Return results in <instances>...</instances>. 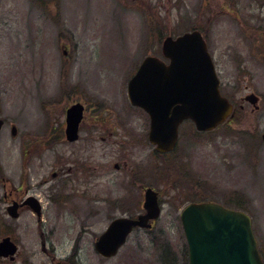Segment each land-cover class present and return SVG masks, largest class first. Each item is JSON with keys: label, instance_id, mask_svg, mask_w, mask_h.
Segmentation results:
<instances>
[{"label": "rangeland", "instance_id": "374dc122", "mask_svg": "<svg viewBox=\"0 0 264 264\" xmlns=\"http://www.w3.org/2000/svg\"><path fill=\"white\" fill-rule=\"evenodd\" d=\"M0 6V240L12 235L21 251L0 264H52L54 253L70 257L75 247L73 264H189L180 213L202 199L242 206L264 252V0ZM194 29L206 37L235 115L206 134L186 121L177 149L160 156L128 82L147 55L162 56L166 36ZM251 93L257 109L243 100ZM76 100L86 113L80 139L69 142L66 108ZM3 176L20 195L38 197L41 222L29 210L8 216ZM148 186L162 203L154 228L134 230L114 257L99 255L97 237L115 217L142 212Z\"/></svg>", "mask_w": 264, "mask_h": 264}, {"label": "water", "instance_id": "95a60500", "mask_svg": "<svg viewBox=\"0 0 264 264\" xmlns=\"http://www.w3.org/2000/svg\"><path fill=\"white\" fill-rule=\"evenodd\" d=\"M164 59L148 55L129 80L128 94L132 104L144 108L151 117L150 141L161 152L170 151L178 141L179 124L186 118L198 130H212L232 112V104L220 91L208 44L199 30L185 32L163 40ZM254 102L255 95L249 96ZM84 105L75 103L67 110L66 137L79 138ZM4 120L0 118V132ZM12 133H17L16 127ZM32 209L41 214L35 198L28 199ZM27 200V201H28ZM145 213L137 217H117L95 243L98 253L115 256L135 227L151 228L161 214L158 192L145 190ZM17 218V205L9 207ZM188 242L189 264H264L258 249L252 219L245 211L232 209L214 201L192 202L181 212ZM18 247L11 237L0 241V256L16 253Z\"/></svg>", "mask_w": 264, "mask_h": 264}, {"label": "flooded vegetation", "instance_id": "af4514ba", "mask_svg": "<svg viewBox=\"0 0 264 264\" xmlns=\"http://www.w3.org/2000/svg\"><path fill=\"white\" fill-rule=\"evenodd\" d=\"M248 96V95H247ZM247 96H245L244 98H243V100L244 101H247L246 100V97ZM76 102H80V100H76V101H74V102H72V103H70L69 104V106L66 108V117H67V109L73 104V103H76ZM85 113H86V105H85V111H84V114H83V118H82V120H81V122H80V127H79V138H78V140L80 139V136H81V125H82V122L84 121V119H85ZM186 121H190V120H184V123L186 122ZM66 123H67V121H66V118H65V126H64V134H65V137H66ZM183 123V124H184ZM182 126V125H181ZM181 126H180V129H181ZM181 131V130H180ZM111 135H112V133H111ZM67 139V138H66ZM103 139H105V137H103ZM78 140H76V141H78ZM68 141V140H67ZM75 142V141H74ZM177 149V147L173 150V151H175ZM173 151H171V152H173ZM171 152H169V153H160L159 155L160 156H166L167 157V155L168 154H170ZM166 162H168V160H166ZM53 175L54 176H56L57 175V172H54L53 173ZM2 180L4 181V195H3V197H4V199H5V202L7 203V206H6V212H7V214H8V216L11 218V219H18V218H20V216L22 215V213L24 212V211H26V210H29V211H32L35 215H36V217H37V219H38V221H42L43 220V205H42V202L38 199V197H36V196H34V195H27V196H25V195H20L19 194V192H18V188H16V187H14L13 186V184H10V185H8V181L9 180H6V178L3 176L2 177ZM28 196H30V197H32V196H34L35 198H36V200H38L37 201V203L40 205V207H41V215H37V213L36 212H34L33 211V209H32V206H31V204H30V202H29V200L28 201H26V199H27V197ZM26 201V202H25ZM40 202V203H39ZM17 205V211L20 213V215H19V217L18 218H13L12 216H11V214L9 213V207L10 206H12V205ZM156 225V223H154V225H153V227ZM11 237L12 238V240L13 241H15L16 243H17V241L12 237V235H10V234H6V235H4L2 238H5V237ZM18 245V251L16 252V254H15V256H12V255H9V256H7V257H0L1 259H2V261L3 262H8V261H14V259H16V257L17 256H19L20 255V253H21V251H20V246H19V243L17 244ZM260 248V247H259ZM43 249H44V251L47 253V252H49V248L47 247V245H46V240L44 239L43 240ZM52 251H55V248H53L52 249ZM260 251H261V254H262V258H263V260H264V252L262 251V249H260ZM56 252V251H55ZM79 252H78V249H76V247L74 248V250H73V253H72V255H79L78 254ZM71 255V256H72ZM71 256L70 257H65V258H58V259H56L57 258V256H56V253H54L52 256H51V258H52V264H73V262H74V260L71 258ZM76 256V257H77ZM30 264V263H29ZM76 264V263H75ZM77 264H79V263H77Z\"/></svg>", "mask_w": 264, "mask_h": 264}]
</instances>
